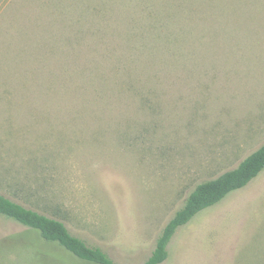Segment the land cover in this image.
<instances>
[{"label":"rangeland","instance_id":"rangeland-1","mask_svg":"<svg viewBox=\"0 0 264 264\" xmlns=\"http://www.w3.org/2000/svg\"><path fill=\"white\" fill-rule=\"evenodd\" d=\"M264 143V0H0V194L144 264L202 181ZM161 264H264V170ZM0 264H95L0 215Z\"/></svg>","mask_w":264,"mask_h":264},{"label":"trees","instance_id":"trees-1","mask_svg":"<svg viewBox=\"0 0 264 264\" xmlns=\"http://www.w3.org/2000/svg\"><path fill=\"white\" fill-rule=\"evenodd\" d=\"M263 170L264 143L234 169L197 184L161 230L155 247L144 264L164 262L169 257V244L180 227L189 223L204 209L219 203L231 192L245 187ZM0 215L37 231L45 241L58 243L81 260L95 264H117L101 247L91 246L74 235L63 221L28 208L3 194H0Z\"/></svg>","mask_w":264,"mask_h":264}]
</instances>
